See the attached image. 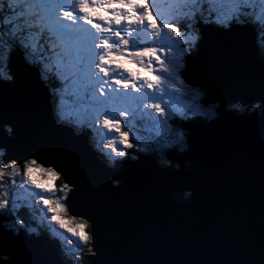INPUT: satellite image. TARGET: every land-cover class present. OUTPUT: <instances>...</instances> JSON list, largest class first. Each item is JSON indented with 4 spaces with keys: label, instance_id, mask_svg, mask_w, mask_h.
Wrapping results in <instances>:
<instances>
[{
    "label": "snow or ice",
    "instance_id": "snow-or-ice-1",
    "mask_svg": "<svg viewBox=\"0 0 264 264\" xmlns=\"http://www.w3.org/2000/svg\"><path fill=\"white\" fill-rule=\"evenodd\" d=\"M162 2L172 6L168 15L160 13ZM204 26L264 31V0H0V90L17 83L12 61L19 55L43 83L54 81L49 96L57 126L89 136L109 159L151 156L170 167V151L191 150L185 122L218 118L206 89L186 84L181 73ZM189 95L198 102L188 103ZM69 96L83 101V120L65 113ZM262 106L264 98L249 110ZM146 125L157 129L154 138L143 134ZM46 150L42 156L24 148L0 113V264H15L22 234L52 225L76 238L77 251L91 245L90 257L99 254L95 221L72 208L80 189L61 166L62 146L49 142ZM114 183L118 188L120 181ZM82 259L73 253V264Z\"/></svg>",
    "mask_w": 264,
    "mask_h": 264
},
{
    "label": "water",
    "instance_id": "water-1",
    "mask_svg": "<svg viewBox=\"0 0 264 264\" xmlns=\"http://www.w3.org/2000/svg\"><path fill=\"white\" fill-rule=\"evenodd\" d=\"M202 33L189 58L190 77L218 103V118L185 122L191 150L167 157L177 169L151 156L106 164L87 135L57 126L48 85L19 55L12 61L18 79L0 90V113L24 148L47 156L49 142L62 146L61 166L80 189L74 213L96 225L100 251L86 256L89 264H264V106L251 115L224 107L264 98L257 31L204 26ZM181 189L190 201L174 195ZM14 254L15 264H66L44 235L22 234Z\"/></svg>",
    "mask_w": 264,
    "mask_h": 264
},
{
    "label": "rangeland",
    "instance_id": "rangeland-1",
    "mask_svg": "<svg viewBox=\"0 0 264 264\" xmlns=\"http://www.w3.org/2000/svg\"><path fill=\"white\" fill-rule=\"evenodd\" d=\"M165 5H166V7H164ZM171 10H172V6H171L170 4H166V3H161V4H160V13H161L162 15H168V14L171 12ZM258 38H259V36H258V34H257V43L259 44V42H258ZM184 62H185V61H183L182 63H184ZM181 71H182V72L184 71V66L182 67ZM182 74H183V73H182ZM183 76H184V74L182 75V78L184 79ZM184 80H185V79H184ZM185 82H186V84H188V85H190V86H192V87H199V86H196L194 83H193V84H189L186 80H185ZM73 91H76V90L74 89ZM69 100H72V103H69ZM187 102H188V103H191V104H195V103L198 102V98H197L196 101H194V100L191 98V95H189ZM230 104H233V103H230ZM230 104H226V105H225V107H228V106H229V108H227V109H229V110H231L232 107H236L235 109H232V110H234V111H236L238 108H241V107H239L240 104H239L238 106H235V105H237L236 103H235V105H233V106H230ZM249 106H250V105H249ZM64 110H65V113L68 114V115H70L74 121L77 120V119H79V120H83L84 116L86 115V112H85V105L83 104V101H82V100H79V99H74V98L71 97V96L67 97V98L64 100ZM210 117L212 118L213 116H209V118H210ZM145 127L148 129V131H147L146 133H143V134L149 136L150 138H154L155 135H156V133H157V129H156V128H153L151 125H146ZM124 130H126V129H124ZM160 134H161L162 137L165 135L164 132H163V130H160ZM97 139H98V137H97ZM177 149L180 150L179 148H177ZM106 151H107V150H106ZM134 152H135L134 150H129V153H130V154H131V153L134 154ZM106 158H107L108 161H109V160H113V159H109L107 156H106ZM156 160H157V159H156ZM157 161H158V160H157ZM171 166H172V167H171ZM171 166H170L171 168H175V167L178 166V163H176V162H171ZM162 167H163V166H162ZM170 167H167V168H170ZM187 168H188V167H187ZM175 169H177V168H175ZM60 185H61V183H56V187H57V188L60 187ZM184 190H185V189H181V190H179V191H184ZM177 192H178V191H177ZM187 192H188V191H187ZM25 195H26V194H24V193H18V196H20L22 200H23V198H24ZM25 202H27V201H25ZM183 202H184V201H183ZM33 211H34V214H35L36 216H39V215H40V212H39L38 210H33ZM66 218L70 220V219H71V216H70V217H69V216L64 217L65 220H66ZM66 221H68V220H66ZM69 226H70V227H75V224L69 223ZM44 229H45L46 231H48L49 233H52L51 237L53 238L54 242H55L59 247H62V248H65V249H68V248L71 249L72 246H69L67 238L76 241V238H75V237H72L70 233H68V232H67L66 230H64V229H60V228H59L58 226H56V225H52V226H50V227L46 226ZM53 229H54V230H53ZM40 234H41V233H40ZM66 237H67V238H66ZM76 245H77V247H79L78 242H76ZM84 247L87 248V246H84ZM84 247H83V248H84ZM78 252H80V251H77V249L75 250V249L73 248L71 252H70V251H67L65 254L68 255L69 257H71V253H72V254H73V253L76 254V253H78ZM86 252H88V249L86 250Z\"/></svg>",
    "mask_w": 264,
    "mask_h": 264
},
{
    "label": "trees",
    "instance_id": "trees-1",
    "mask_svg": "<svg viewBox=\"0 0 264 264\" xmlns=\"http://www.w3.org/2000/svg\"><path fill=\"white\" fill-rule=\"evenodd\" d=\"M162 3H163V2H162ZM164 7H166V5H165ZM256 31H257V34H258V36H259V38H258V42H259V44H258V45H259V47H260V57H261V58L263 59V61H264V31H259V30H257V29H256ZM194 51H195V47H193L192 49H189V50H188L187 57L185 58V60H184L185 62L183 63L184 71H183V72L181 71V73L184 74V76H183L184 79H185L189 84H193V83H194V81H193V80L191 79V77H190L191 67H190V65H189V58H190V56L193 54ZM183 74H182V75H183ZM53 83H54V81H50L49 83H47L48 87L51 88ZM194 84H195V83H194ZM195 85H196V84H195ZM196 86H197V85H196ZM213 104L215 105V104H218V103H213ZM236 104H237V105H235V103H233V104H230V106H233V105L238 106V105H239V103H236ZM239 107H241V108H238L236 111L232 110V109H235L236 107H232L230 111H232V112H234V113H236V114H241V115H251V114L255 113V112H252V111L249 110L250 106H242V105H240ZM226 108H229V106L226 107ZM228 110H229V109H228ZM257 111H258V109H257ZM257 111H256V112H257ZM209 119H211V117H210ZM77 134H78V133H77ZM130 155H136V154H135V153H134V154L131 153ZM114 160H115V161H113V162H114L113 165H116V166H118V165L120 164V161H122L120 158H115ZM157 162H158V161H157ZM158 164H159V162H158ZM159 165H160V164H159ZM187 167H188V169H191L190 166L187 165ZM175 168H178V166L175 167ZM171 169H173V168H171ZM56 183H62V181L58 180V181H56ZM189 194H190L189 191H188L187 193H184L183 191L174 192V195H175L178 199H180V200H182V201H184V202L190 201L191 196H190ZM69 217H70V216H69ZM66 220L70 221L71 219L69 220V219L66 218ZM88 247H90V245H87V248L84 247L82 251L76 253L77 255H80V256H83V257H84V259H82V260L79 261V264H89V262H88V260H87V258H86V256L89 255V253L86 252V250L88 249ZM72 249H73V248L71 247V249H69V251L71 252ZM72 257H73V254H72V253H71V257H69V256L66 255V254H63V258H64L66 264H73Z\"/></svg>",
    "mask_w": 264,
    "mask_h": 264
},
{
    "label": "clouds",
    "instance_id": "clouds-1",
    "mask_svg": "<svg viewBox=\"0 0 264 264\" xmlns=\"http://www.w3.org/2000/svg\"><path fill=\"white\" fill-rule=\"evenodd\" d=\"M50 89V88H49ZM226 108V107H225ZM227 109V108H226ZM228 110V109H227ZM214 117H216V116H213L211 119H213ZM211 119H208V120H211ZM88 137V139H89V142H90V144H91V146L93 147V143H92V141L90 140V138H89V136H87ZM93 149H94V147H93ZM95 150V149H94ZM178 150V149H177ZM96 151V150H95ZM178 151H181V150H178ZM97 152V151H96ZM135 153V152H134ZM97 154H98V156L100 157V159H102L106 164H108V165H110V166H116V165H113L114 164V162L113 161H115L114 159L112 160V162H110V161H108L107 160V158H106V156H104V155H102V154H100L99 152H97ZM156 160V159H155ZM156 162H157V160H156ZM158 163V162H157ZM162 167V166H161ZM171 168V167H170ZM173 169H175V168H173ZM28 235V234H27ZM34 236H37V235H35V234H33ZM39 235H44V236H46V237H48L52 242H54V240H53V238L51 237V235H52V233H49L48 231H46L45 229L41 232V234H39ZM67 238V237H66ZM67 240L69 241V240H71V239H69V238H67ZM71 241H73V243H69L68 242V244H69V246H72V248H74L75 250L78 248L77 247V245H76V241H74V240H71ZM55 243V242H54ZM55 245L57 246V249H58V251L60 252V254L62 255V257H63V254H65L67 251H69V249L70 248H68V249H65V248H62V247H59L56 243H55ZM64 259V258H63ZM65 261V260H64Z\"/></svg>",
    "mask_w": 264,
    "mask_h": 264
},
{
    "label": "flooded vegetation",
    "instance_id": "flooded-vegetation-1",
    "mask_svg": "<svg viewBox=\"0 0 264 264\" xmlns=\"http://www.w3.org/2000/svg\"><path fill=\"white\" fill-rule=\"evenodd\" d=\"M171 167H172V166H171ZM183 192H184V193H187V190H184Z\"/></svg>",
    "mask_w": 264,
    "mask_h": 264
},
{
    "label": "bare ground",
    "instance_id": "bare-ground-1",
    "mask_svg": "<svg viewBox=\"0 0 264 264\" xmlns=\"http://www.w3.org/2000/svg\"><path fill=\"white\" fill-rule=\"evenodd\" d=\"M213 103H217V102H213ZM243 106V105H242ZM225 107V106H224ZM170 160V159H169ZM171 161V160H170ZM173 162V161H172Z\"/></svg>",
    "mask_w": 264,
    "mask_h": 264
}]
</instances>
